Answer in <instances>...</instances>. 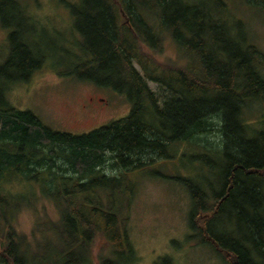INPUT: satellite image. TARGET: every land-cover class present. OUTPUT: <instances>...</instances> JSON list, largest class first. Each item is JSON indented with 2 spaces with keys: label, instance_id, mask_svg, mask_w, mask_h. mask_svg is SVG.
Instances as JSON below:
<instances>
[{
  "label": "trees",
  "instance_id": "trees-1",
  "mask_svg": "<svg viewBox=\"0 0 264 264\" xmlns=\"http://www.w3.org/2000/svg\"><path fill=\"white\" fill-rule=\"evenodd\" d=\"M77 1L68 4L71 27L85 56L75 73L125 94L131 110L76 135L14 108L6 91L50 58L31 46L38 23L26 6L0 0L8 32L0 44V264H130L129 176L171 159L182 143L218 167L215 185L178 179L190 195L191 237L220 264H264V53L230 14L233 0ZM246 2L264 12V0ZM10 9L32 30L8 23L17 16ZM167 41L176 61L160 60ZM254 105L258 113L248 114ZM42 201L57 220L37 212ZM24 210L35 213L31 238L15 225Z\"/></svg>",
  "mask_w": 264,
  "mask_h": 264
},
{
  "label": "rangeland",
  "instance_id": "rangeland-1",
  "mask_svg": "<svg viewBox=\"0 0 264 264\" xmlns=\"http://www.w3.org/2000/svg\"><path fill=\"white\" fill-rule=\"evenodd\" d=\"M19 1L38 23L36 34L31 31L34 52L50 59H45L43 67L27 81H20L9 87L6 91L9 103L18 110L33 112L44 125L53 130L76 135L126 117L131 110V103L125 94L81 81L75 73L78 59L85 54L79 49L73 35L72 9L68 4L77 5L78 1ZM227 2L230 14L244 23V27H241L243 33H249L264 53V12L251 7L246 0ZM10 11H14L17 16L15 19H6L8 23H17L14 28L19 27L21 32L32 30V24L22 20L23 17L17 10ZM41 30H44L42 34ZM6 40L8 32L0 26L1 47ZM59 46L70 51L59 52L56 50ZM7 51L8 48L4 50L5 53ZM166 59L176 61V50L170 41H167L164 56L160 58L161 61ZM149 86L156 90L153 84L150 83ZM254 107L256 105L248 114L258 113V106L256 109ZM248 117L253 119L255 115ZM208 139L217 142L218 135H209ZM189 147L182 143L171 159L160 160L148 169L136 170L130 174V180L135 184L127 219V234L135 252L130 264H167L166 258L171 260L170 264L221 263L211 248L199 245L191 237L188 226L190 195L178 181L180 178H190L197 184L198 181L206 180V184L215 185L218 167L208 166L200 158L195 159L196 153L185 152ZM194 148L198 150L199 146ZM43 208L51 219L57 220L58 216L52 205L42 201L37 212L42 213ZM34 214L24 210L16 218L18 231L29 237L34 227ZM100 249L101 247L97 252ZM97 263L94 260L93 264Z\"/></svg>",
  "mask_w": 264,
  "mask_h": 264
}]
</instances>
